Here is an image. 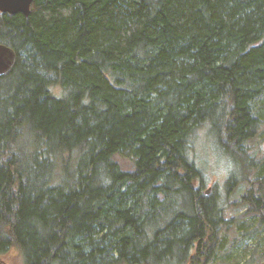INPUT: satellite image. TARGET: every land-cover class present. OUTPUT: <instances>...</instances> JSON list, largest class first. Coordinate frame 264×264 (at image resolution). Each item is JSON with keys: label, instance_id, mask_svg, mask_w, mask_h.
<instances>
[{"label": "trees", "instance_id": "trees-1", "mask_svg": "<svg viewBox=\"0 0 264 264\" xmlns=\"http://www.w3.org/2000/svg\"><path fill=\"white\" fill-rule=\"evenodd\" d=\"M0 43L17 54L0 76V253L213 264L230 222L194 183L206 124L235 163L227 191L243 181L263 215L246 143L264 122V0H32L0 12Z\"/></svg>", "mask_w": 264, "mask_h": 264}, {"label": "rangeland", "instance_id": "rangeland-1", "mask_svg": "<svg viewBox=\"0 0 264 264\" xmlns=\"http://www.w3.org/2000/svg\"><path fill=\"white\" fill-rule=\"evenodd\" d=\"M55 92H61L58 87ZM258 133L247 140V149L257 157L264 156V122ZM208 125L199 127L191 142V156L199 169L194 180L202 192L211 193L225 206L224 217L229 225L222 231V243L213 264H264V212L251 216L241 196L246 191L243 181L227 191L230 175H235V163L216 147ZM115 160L125 170L132 169L133 159L127 153H117ZM218 202V203H220ZM243 220V221H242ZM0 264H23L17 248L0 253Z\"/></svg>", "mask_w": 264, "mask_h": 264}, {"label": "water", "instance_id": "water-1", "mask_svg": "<svg viewBox=\"0 0 264 264\" xmlns=\"http://www.w3.org/2000/svg\"><path fill=\"white\" fill-rule=\"evenodd\" d=\"M32 0H0V12L8 14L22 13L28 16ZM17 54L15 50L0 43V76L9 72L15 65ZM208 191L206 190L205 193Z\"/></svg>", "mask_w": 264, "mask_h": 264}]
</instances>
